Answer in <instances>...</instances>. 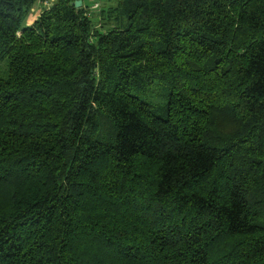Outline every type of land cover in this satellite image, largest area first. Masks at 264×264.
Segmentation results:
<instances>
[{"label":"trees","instance_id":"16d2710c","mask_svg":"<svg viewBox=\"0 0 264 264\" xmlns=\"http://www.w3.org/2000/svg\"><path fill=\"white\" fill-rule=\"evenodd\" d=\"M73 1L0 0V264H264V0Z\"/></svg>","mask_w":264,"mask_h":264},{"label":"built area","instance_id":"2783aa9c","mask_svg":"<svg viewBox=\"0 0 264 264\" xmlns=\"http://www.w3.org/2000/svg\"><path fill=\"white\" fill-rule=\"evenodd\" d=\"M76 1H81L80 7H82L84 16L88 20L93 21L95 14L100 11V4L96 1H90L89 4L84 5L83 0H74L73 2L75 3ZM53 2L54 0H36L35 6L30 9V20L34 17H38L43 11L48 10Z\"/></svg>","mask_w":264,"mask_h":264},{"label":"rangeland","instance_id":"374dc122","mask_svg":"<svg viewBox=\"0 0 264 264\" xmlns=\"http://www.w3.org/2000/svg\"><path fill=\"white\" fill-rule=\"evenodd\" d=\"M94 1H97V0H94ZM89 2L90 0H84V4H89ZM5 70H6V64L5 62H3L0 64V76L2 77L4 76ZM163 91H164L163 88L156 87L153 93L149 94L147 92V94L143 96L142 98L148 102L152 101L155 105H161L163 101L160 99V97L162 96ZM140 95L141 94L139 93L138 96Z\"/></svg>","mask_w":264,"mask_h":264},{"label":"water","instance_id":"95a60500","mask_svg":"<svg viewBox=\"0 0 264 264\" xmlns=\"http://www.w3.org/2000/svg\"><path fill=\"white\" fill-rule=\"evenodd\" d=\"M74 6H75L76 8H79V7L81 6V1H76V2L74 3Z\"/></svg>","mask_w":264,"mask_h":264}]
</instances>
